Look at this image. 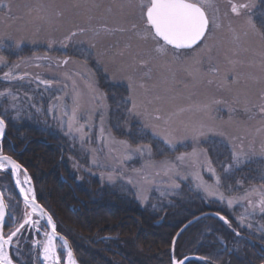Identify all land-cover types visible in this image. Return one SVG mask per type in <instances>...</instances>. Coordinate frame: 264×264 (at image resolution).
<instances>
[{"label":"rangeland","instance_id":"374dc122","mask_svg":"<svg viewBox=\"0 0 264 264\" xmlns=\"http://www.w3.org/2000/svg\"><path fill=\"white\" fill-rule=\"evenodd\" d=\"M238 2H244V0H238ZM252 2L255 4L253 22L259 31L264 32V16L261 15L264 13V0H252ZM76 3L80 6L73 7L72 5ZM9 4L11 5L10 14L7 7L0 11V37L5 39V43L17 40H22L23 43L19 49L13 48L0 53L5 55L7 61V66H0V83H4L0 85V91L8 89L18 96L17 105L22 109L19 119L36 118L47 113L46 115L59 127L56 117L65 110L70 113L72 97L79 93L78 115L81 117L79 123L87 122L91 126L90 130L85 129L89 131L91 143L86 142L84 149H103L97 151L95 155L98 164L105 167L93 166L91 164L93 153L82 150L78 140L73 141L69 138L75 146L78 159L76 165H80L81 162L86 166L81 165L83 168L95 172L100 177L101 173L106 175L113 167L117 168L115 175L119 177L123 172L124 176L123 179L118 178L114 184L135 197H138V187L142 188L144 194L149 197L145 203L147 205H158L160 203L158 198L173 193L169 190L172 181L162 172L156 176L157 169H145V173L149 174L150 178H156L155 185L141 183L143 177L136 175L134 170L142 167L148 158L147 155L144 158L137 155L117 164L116 161L124 155L123 146L118 143H109L105 147L98 140L100 115L99 113L91 114L98 104L93 101V93L89 91L85 78L81 75L85 66L95 74L96 87L105 98L102 103L106 106V110L104 107L100 108L101 112H105V132L106 134L110 132L117 141H127L132 148H135L146 144H134L130 140L131 133H134L135 140L144 138L146 134L152 135L151 128L141 132L144 119L137 117L129 120L126 117L127 108L131 107V103L125 104L122 101L129 95H134L138 102H141V110L146 108L150 114L149 122L159 124L161 128L178 129L176 133L178 137L185 124L204 123L215 129L214 132L202 138V142L198 145L194 144L190 138L178 144L173 150L175 155L191 152L194 147L203 155L201 144L218 138L221 140L225 138L233 143L236 138H248L249 145L255 148V153L260 156L264 154L260 151L261 140L264 139V127L263 129L260 127L262 121L247 115L248 109L255 103H264V99L261 98L264 94V66L261 64L259 55L264 42L259 35L251 31L247 36L242 34L244 17H236L231 13L228 0H214V8L218 9L222 25L216 31L214 38L205 41L199 47L181 50L180 59L175 60L172 52H169L167 56L157 54L153 50L154 44L151 40L147 42L142 40L131 29L133 22L138 23L139 10L127 6L121 8L120 5L126 4V0H0V7ZM214 8L208 9L210 16ZM229 19L232 21L231 27L235 34L240 37L238 41L233 39V32L228 29ZM79 29L85 31L80 33ZM70 32H77V36L67 42L65 47L62 41ZM50 43L51 47H49ZM43 56L49 59H36ZM65 59L66 64L62 63ZM13 64L19 65L12 71L15 78L10 81L4 80L3 73L9 71V67ZM42 81L50 83L45 84ZM73 81H75V87ZM112 81L124 84L125 89L119 91L118 87L112 85L110 87ZM103 83L108 85L104 90L101 89ZM141 85L143 87H140ZM104 92L107 96L111 95L112 99H107ZM49 95L51 99L47 101L48 109L55 105V115L49 114L47 107L43 110V104L39 102L44 99L42 97ZM156 97L160 99H155ZM10 100L11 97L0 98V105L4 109L8 108ZM149 100L152 102L147 103ZM115 109L120 111L118 115L123 114L128 119L123 122L124 124H119L118 128L115 127L118 122H114L116 116L112 118ZM13 114L16 116L15 111ZM156 115L163 116L165 119L170 118L169 124L166 125L164 120L152 119ZM64 119L66 120L67 117ZM111 120L114 123L113 126H110ZM128 123L129 126H127ZM121 125H126V131ZM258 128L262 130L257 132ZM201 155L199 157L203 162L205 156ZM151 159L156 162L173 161L168 156L161 159L154 157L153 154ZM207 168L208 165L205 164L204 169L211 174ZM180 169L186 179L176 178L175 183L180 186L186 185L188 188L191 185L195 188L193 180L189 177L194 173L192 170L195 166L191 165L188 168L181 166ZM19 178L23 184L20 174ZM129 178L138 187L128 184ZM236 205L239 206L238 217L240 219L243 217L244 221H250L254 214L245 215V213H251L252 209L240 202ZM28 211L30 212V208ZM12 214L13 211L9 210L8 215L12 217L10 223L12 224L15 220L16 224L17 222L20 224L24 220L25 209L19 220L14 219ZM32 218L40 220V224L35 227L26 225L18 234V238H14L9 249L17 247L19 241L29 242L31 245L29 252L35 254L34 250L38 249L37 256L40 260L42 245H36L34 242L45 239L43 232L47 229L43 228V221L38 215L33 214ZM57 243L59 245L58 241ZM58 251L62 252L63 249L58 248ZM14 254L21 259L20 250H15Z\"/></svg>","mask_w":264,"mask_h":264},{"label":"trees","instance_id":"16d2710c","mask_svg":"<svg viewBox=\"0 0 264 264\" xmlns=\"http://www.w3.org/2000/svg\"><path fill=\"white\" fill-rule=\"evenodd\" d=\"M3 84L0 83L1 86ZM111 85L120 88L119 91L125 89L124 84L115 81ZM106 87L107 84H101V89ZM104 95L112 99L105 92ZM42 98L39 102L43 104V110L48 109L47 101L51 95ZM261 106L264 103H255L247 115L262 121V128ZM119 112L115 109L112 115V118L116 116L114 122H118L116 128L128 118V114L126 118L123 114L118 115ZM46 114L13 120V111L4 114L0 105V115L6 120V134L0 141V151L12 156L29 172L36 199L53 217L56 230L70 242L79 264H171L170 246L177 230L193 216L207 211L223 214L231 227L211 216L201 218L179 235L175 244L177 257L195 253L207 258L186 264H259L264 261V215L257 209L250 221H244L245 227L242 228L238 222L239 206L234 203L229 207L227 204V199L243 196L253 187L260 189L264 185V179H261L264 177V154L250 155L246 163L225 174V167L233 163V149L243 147L245 152L249 150L248 138H236L234 143L218 138L201 144L200 148L207 153L204 158L211 161L220 184L215 185V177L204 167L201 170L195 167L192 172L198 170L207 184L217 187L216 196L209 197L196 187L182 185L177 192L158 198L160 203L153 208L118 185L102 182L98 174L83 168L85 165L80 161V165H76L78 159L73 142ZM113 125L111 120L110 126ZM122 126L125 130L126 125ZM135 139L131 133L130 140L134 144L148 145L156 158L168 156L174 161L178 156L152 135ZM199 160L202 161L200 157ZM176 163L179 164L178 161ZM188 165L180 167L191 166ZM189 177L195 186L200 182L193 174ZM0 189L14 219H20L24 203L8 170H0ZM220 193L226 198L223 202L219 198ZM258 198L255 194L250 197L253 203ZM239 202L248 205L247 200ZM11 220L9 216L4 231L11 230ZM30 247L29 242H20L18 250L22 260L15 254L13 260L20 264L36 263L37 250H34L35 254L30 253Z\"/></svg>","mask_w":264,"mask_h":264},{"label":"snow or ice","instance_id":"6c2138e0","mask_svg":"<svg viewBox=\"0 0 264 264\" xmlns=\"http://www.w3.org/2000/svg\"><path fill=\"white\" fill-rule=\"evenodd\" d=\"M230 4L231 13L236 17H244L243 24V35L247 36L249 31L259 35L262 42H264V32L259 31L256 28L255 23L253 22V15L255 4L252 0H244V2H238V0H228ZM73 7H79L78 3L73 4ZM131 7L133 9L139 10L138 23L133 22L131 25V29L135 31L138 36L144 40H151L154 44V51L160 56H167L169 52L173 53V59H180L181 50H190L194 47H199L201 44H204L205 41L214 38L215 33L219 30L222 25L220 23V18L218 15V9L214 8V0H126V4H121L120 7ZM7 7L9 10V14L11 11V5H4L0 7V11H3V8ZM214 8L213 14L210 16L208 14V9ZM227 16V14H225ZM264 16V13H261ZM232 21L229 19L228 29L233 32V39L238 41L239 36L235 34L234 30L231 27ZM123 31V29H120ZM84 29H79L80 33H83ZM111 31V30H109ZM77 36V32H70L64 38L62 43L67 47V42L73 40L74 37ZM9 40L11 38H8ZM163 41V43H161ZM22 40H17L12 43H5V39L0 37V53L11 50L13 48L19 49ZM169 46H171L169 48ZM51 47V43L49 44ZM246 50V49H245ZM261 64L264 66V47H262L260 53ZM36 59H49L47 56L36 57ZM62 63H67L65 59ZM146 63V62H145ZM0 66H7L6 57L4 54H0ZM19 67L18 64H13L9 67V71L3 73V79L10 81L14 79L12 75V71ZM81 75L85 78L86 86L89 91L93 93V101L98 104L96 108L92 110V115L99 113L100 115V130L98 140L105 146L109 143L112 144H120L123 146L124 155L120 160H117L116 163L120 164L126 160L131 159L132 157L139 156L140 158H144L147 155V159L145 163L142 165L140 169L134 170L136 175L142 176L143 179L141 183L147 184L151 183L155 185L157 180L155 177L149 176V174L145 173V169H157L156 176H159L162 172L165 176L169 177V180L172 181L169 185V190L173 193L177 192L180 188V185L175 183V179L179 178L180 180L186 179L185 175H182L180 165L191 164L196 168H202L205 164L208 165L207 170L215 177V185L219 186L220 178L216 175L215 169L211 167V161L205 159V161H200L199 156L201 155V151H198L196 147L192 149L191 152L180 153L175 157L174 161L170 160H162L156 162L151 159L152 157V149L148 147V145L137 146L132 148L127 141L121 140L117 141L114 137L111 136V133L108 132L106 134L104 129V120H105V112H101L100 108L104 107L106 110V106L103 105L104 96L99 92V89L96 87L95 74L85 66V70ZM70 78V77H69ZM131 80V77H129ZM42 83L49 84V81H42ZM73 86L75 87V81H73ZM140 87H143L141 85ZM129 89L131 91V83L129 84ZM11 97L9 101V107L4 109V114L11 109L16 112V116L12 117L13 120L19 119L22 109L18 108V96L13 94L10 90L5 89L0 91V98ZM262 99H264V94H262ZM60 99L59 97L57 98ZM155 99H160V97H156ZM123 103L127 104L131 103V107L127 108L128 119L131 120L133 118H142L145 120L143 128L141 132L143 133L145 129L151 128L152 136L158 137L163 141L165 145L168 146L169 150H175L178 144H182L185 140L190 138L194 144H199L202 142V138L206 137L207 134L212 133L215 129L212 126H209L204 123L199 124H185L182 127L181 135L178 137L176 135L178 129L167 127L161 128L159 124L149 122L150 114L147 112V109L141 110V102H138L137 98L134 95H129ZM152 101H147V103H151ZM34 107V105H33ZM207 107L206 105L204 106ZM56 106L53 105L48 109L49 114L55 115ZM80 109V94L76 93L72 97V107L70 113L65 110L61 115L57 116L58 123L60 124V131L64 133L65 136L72 139L73 141H79L82 150L93 153V158L91 160V164L96 167H105L104 165H100L97 162L96 152L102 151L103 149H95L89 148L84 149V144L91 143V137L89 135V131L85 129L88 128L90 130L91 126L87 124V122L80 124L79 119L81 118L79 114ZM39 111V109H37ZM159 111V110H157ZM262 117H264V106H261L259 109ZM67 117L65 120L64 118ZM156 121L164 120V123L169 124V119H165L163 116L156 115L152 118ZM264 127V126H262ZM262 129L258 128L256 131L260 132ZM6 134V120L3 115H0V138L4 137ZM223 135V133H220ZM260 151L264 153V139L261 140ZM109 155H111V150H109ZM206 157L207 153H203ZM250 155H255V148L250 144L249 150L247 152L244 151L243 147L239 150L233 149L232 151V160L233 163L225 167V174H229L233 171L234 168H239L242 163L247 162V158ZM179 162V165L176 163ZM11 170V174L16 177L18 176V172L21 169V165L13 159L10 155H4L0 152V169H9ZM118 169L113 167L110 172L106 175L101 173V181L107 182L109 184H114L117 179H123L124 173L121 172L119 177L115 175ZM193 175L200 180V182L196 185L197 190L203 191L209 197H214L217 195V187L211 186L207 184L202 177H200L199 171L193 173ZM264 179V177H261ZM128 184H133L134 187H138L137 184H134L131 178L127 181ZM24 185L31 184V178L29 177L27 171H24ZM16 186L20 189V193L23 196V203L25 205V214L24 220L19 224L18 227L15 228L14 231H11L10 234L5 235L2 230H0V264H13V258L9 254V246L12 245L14 238H18V234L21 232L25 226L35 227L40 224V220L33 219L32 216L34 213L38 214L41 218H47V227L51 229V231H45L43 233L45 239L37 240L34 243L36 245H42L40 250V255L45 262V264H61V258L58 254V248H62L66 253L64 264H77L76 259L74 258L73 250L69 245V241L63 236L57 233V226L53 221V217L49 215L45 209L36 202V197L34 195V189L31 186L24 187L21 184V181L17 178ZM258 195L260 198L256 203H253L250 197L252 195ZM138 198L141 199L142 202L146 203L149 197L144 194L142 188L138 187ZM219 198L223 202L226 198L222 193L219 194ZM248 201V207L252 209L251 213H245V215H253L256 213L258 209L261 215H264V185H261L260 189L253 187L251 190L245 192L243 196L233 197L227 199V204L229 207H232L234 203L239 201ZM5 203L2 195H0V226L4 223L5 217ZM156 206L153 205V208ZM31 209L29 212L28 209ZM219 219L224 221L225 224H228V220L225 216L219 215ZM196 219H199L197 217ZM240 226L245 227L244 218L242 217L239 221ZM192 221H189L191 224ZM229 227L231 225L229 224ZM250 228L251 225H248ZM237 236L240 235L239 232L236 233ZM59 240V245L57 243ZM185 259H177L175 257L172 258L171 264H185ZM200 259L206 260L207 258L201 257Z\"/></svg>","mask_w":264,"mask_h":264},{"label":"water","instance_id":"95a60500","mask_svg":"<svg viewBox=\"0 0 264 264\" xmlns=\"http://www.w3.org/2000/svg\"><path fill=\"white\" fill-rule=\"evenodd\" d=\"M3 138V137H2ZM2 138H0V141L2 140ZM4 155H6V154H4ZM21 165V164H20ZM10 169V168H9ZM26 169L21 165V169L19 170V172H18V174L20 173V172H22L23 173V177H22V180L24 181V171H25ZM27 171V170H26ZM27 173H28V171H27ZM10 174H11V170H10ZM28 175H29V173H28ZM29 177H30V175H29ZM11 178H12V180H13V183H14V185H15V187H16V189H17V191H18V193H19V195H20V197H21V199H22V201H23V196L21 195V193H20V189L16 186V177H14L12 174H11ZM31 178V177H30ZM33 184H32V179H31V186H32ZM32 188H33V186H32ZM34 189V188H33ZM0 195H2V192H1V190H0ZM2 197H3V195H2ZM3 199H4V197H3ZM36 202L38 203V204H40L38 201H37V199H36ZM4 203H5V205H6V207H5V217H4V223H5V221H6V218H7V211H8V208H7V204H6V202H5V199H4ZM41 205V204H40ZM42 206V205H41ZM43 207V206H42ZM44 208V207H43ZM45 209V208H44ZM45 211H47L46 209H45ZM48 212V211H47ZM49 213V212H48ZM217 213L218 212H215V211H208V212H203V213H200V214H198V215H195L194 217H192V218H190L188 221H186L178 230H177V232L175 233V235L173 236V238H172V241H171V249H170V255H171V260H172V258L173 257H175V258H177L175 255H174V245H175V242H176V240H177V238L179 237V235L189 226V225H191V224H193L194 222H196L197 220H199L200 218H203V217H205V216H211V217H214V218H217L218 220H220L219 219V216L217 215ZM49 215H50V213H49ZM219 215H222V214H220L219 213ZM222 216H224V215H222ZM197 217H199V219H196ZM226 218V217H225ZM44 219H45V225L47 226V218L46 217H44ZM227 219V218H226ZM228 220V219H227ZM189 221H192V223L191 224H189ZM221 221V220H220ZM221 222H223L224 223V221H221ZM4 223H3V225H4ZM55 223V222H54ZM3 225L2 226H0V230H2L3 231ZM226 225H229V220H228V224H226ZM47 229H48V231H51V229L50 228H48L47 227ZM57 233L59 234V235H62V234H60L58 231H57ZM65 237V236H64ZM59 241V240H58ZM69 245H70V247H71V244H70V242H69ZM72 248V247H71ZM73 250V249H72ZM73 254H74V252H73ZM187 257V259H185V264L187 263V262H189V261H191V260H202V259H200L202 256H200V255H197V254H187V255H184L183 257H181L180 259H184V258H186ZM74 258L76 259V257H75V255H74ZM178 259V258H177ZM64 260H65V258H64ZM77 261V260H76ZM61 264H64V262L63 263H61ZM77 264H78V262H77ZM259 264H264V261H262L261 263H259Z\"/></svg>","mask_w":264,"mask_h":264},{"label":"bare ground","instance_id":"6f19581e","mask_svg":"<svg viewBox=\"0 0 264 264\" xmlns=\"http://www.w3.org/2000/svg\"><path fill=\"white\" fill-rule=\"evenodd\" d=\"M163 42V41H162ZM29 173V172H28ZM30 175V174H29ZM22 177H23V175H22ZM17 178L20 180V178H19V176H16V180H17ZM32 179V178H31ZM21 181V180H20ZM21 184H22V182H21ZM32 184H33V181H32ZM22 186H24V187H28V186H31V184L30 185H23L22 184ZM33 186V188H34V185H32ZM31 186V187H32ZM14 187H15V185H14ZM15 189H16V187H15ZM17 190V189H16ZM1 192H2V190H1ZM18 192V191H17ZM2 195H3V197H4V194H3V192H2ZM34 195H35V190H34ZM36 197V196H35ZM4 199H5V197H4ZM38 201V200H37ZM5 202H6V200H5ZM6 204H7V202H6ZM45 208V207H44ZM24 209H25V205H24ZM46 209V208H45ZM24 211V210H23ZM30 211H31V209H30ZM203 213V212H202ZM219 213V212H218ZM22 214H23V212H22ZM21 214V215H22ZM34 214H36V213H34ZM200 214V213H199ZM221 214V213H220ZM36 215H38V214H36ZM198 215V214H197ZM223 215V214H222ZM39 216V215H38ZM40 217V216H39ZM226 217V216H225ZM40 219L43 221V223H45V219L44 218H41L40 217ZM201 219V218H200ZM199 219V220H200ZM228 219V218H227ZM54 221V220H53ZM29 228V227H28ZM44 233V232H43ZM74 252V251H73ZM40 260L45 264V262L43 261V259H42V257H41V255H40Z\"/></svg>","mask_w":264,"mask_h":264}]
</instances>
